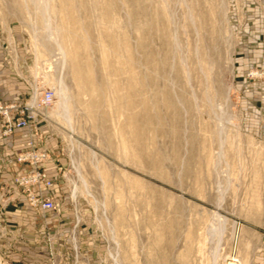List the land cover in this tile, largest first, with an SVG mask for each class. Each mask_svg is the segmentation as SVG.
<instances>
[{
    "label": "rangeland",
    "instance_id": "1",
    "mask_svg": "<svg viewBox=\"0 0 264 264\" xmlns=\"http://www.w3.org/2000/svg\"><path fill=\"white\" fill-rule=\"evenodd\" d=\"M0 39L24 89L0 105L53 92L31 119L56 207L18 184L25 132L0 177V264H255L264 0H0Z\"/></svg>",
    "mask_w": 264,
    "mask_h": 264
},
{
    "label": "built area",
    "instance_id": "2",
    "mask_svg": "<svg viewBox=\"0 0 264 264\" xmlns=\"http://www.w3.org/2000/svg\"><path fill=\"white\" fill-rule=\"evenodd\" d=\"M52 101V91L40 93L38 100L23 104L22 114L20 115L12 114V110L16 109L17 104L11 102L4 106L0 105V112L3 114L2 135L8 137L18 129H23L26 132V136L28 137L26 145L29 150L18 152L15 161L29 162L32 168L28 173L20 174L17 181L19 186H22L23 193L26 194L29 204L44 211L56 209L52 196L46 193L54 185L51 177L43 167V160L47 154L39 149H35L36 144L34 139L36 136H41V134L38 133V128L34 125L36 120L33 122L32 119L34 116L33 110L36 111L48 107ZM231 260L235 261L234 259Z\"/></svg>",
    "mask_w": 264,
    "mask_h": 264
},
{
    "label": "crops",
    "instance_id": "3",
    "mask_svg": "<svg viewBox=\"0 0 264 264\" xmlns=\"http://www.w3.org/2000/svg\"><path fill=\"white\" fill-rule=\"evenodd\" d=\"M5 41L9 42V39H0V95L6 99L13 97V101H17L16 99L24 94V89L22 88V82L12 72V59L9 56V47ZM259 42L264 43V39H260ZM263 55L264 50L261 47L260 54H252L249 60L251 62L258 60L257 57L260 56L259 63L261 64ZM7 101H11V99H7ZM24 141L25 131L23 129L16 130L12 135L7 137L6 141H0V158L4 159L3 163L0 159V177L3 181L9 180L11 171L15 170L14 166L17 165L15 163L12 164L10 161L11 151L22 148ZM255 264H264V244L255 259Z\"/></svg>",
    "mask_w": 264,
    "mask_h": 264
},
{
    "label": "bare ground",
    "instance_id": "4",
    "mask_svg": "<svg viewBox=\"0 0 264 264\" xmlns=\"http://www.w3.org/2000/svg\"><path fill=\"white\" fill-rule=\"evenodd\" d=\"M34 95H35V94H34ZM52 102H53V101H52ZM216 216H217V217H219V215H216ZM219 218L222 220V218H221V217H219ZM219 218H218V219H219ZM223 220H224V219H223ZM214 256H215V255H214ZM214 258H215V257H214Z\"/></svg>",
    "mask_w": 264,
    "mask_h": 264
}]
</instances>
